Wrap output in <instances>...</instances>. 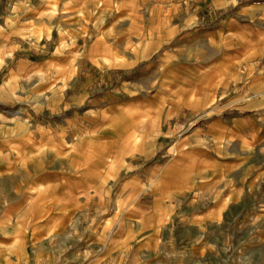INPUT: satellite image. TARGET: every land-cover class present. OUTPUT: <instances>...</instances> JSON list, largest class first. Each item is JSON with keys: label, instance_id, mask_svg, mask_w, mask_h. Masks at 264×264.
<instances>
[{"label": "crops", "instance_id": "obj_1", "mask_svg": "<svg viewBox=\"0 0 264 264\" xmlns=\"http://www.w3.org/2000/svg\"><path fill=\"white\" fill-rule=\"evenodd\" d=\"M180 2L0 0V264L30 261L17 248V193L48 192L50 166L103 189L130 173L121 191L153 192L142 221L188 236L260 220L250 213L264 187V0H188L185 14ZM211 8L230 15L208 25ZM86 33L98 44L81 45ZM191 119L201 123L174 137Z\"/></svg>", "mask_w": 264, "mask_h": 264}, {"label": "rangeland", "instance_id": "obj_2", "mask_svg": "<svg viewBox=\"0 0 264 264\" xmlns=\"http://www.w3.org/2000/svg\"><path fill=\"white\" fill-rule=\"evenodd\" d=\"M180 4L184 9L182 14L187 13L188 0H181ZM229 15V10L211 8L205 13L204 21L211 25ZM170 22L178 23V19L168 16L165 24ZM151 23V18L145 16V24ZM95 39L96 36L86 33L80 43L98 44ZM189 121L192 119L181 123L174 137L182 134L187 124L193 127L201 123ZM113 135L119 136V133L113 130ZM154 160L147 161L146 167L153 166ZM49 170L52 171L47 177L48 192L25 191L23 185L17 193L15 215L18 227L26 235L24 244L19 243L17 248L29 256L26 264H242L246 258L256 264L264 261V187L258 193L256 208L250 213L260 220L257 218L251 224L240 218L241 221L230 219L229 223L219 225L208 223L204 237L200 238L194 232L188 236L177 223L154 224L148 218L142 221L146 218L142 208L152 204L153 192L151 188L139 192L134 186L121 191L119 185L130 173L114 176L113 185L103 189L91 186L90 176L77 173V167H71V174L65 177L54 174L56 169L52 166ZM17 179L24 180V177ZM44 198L49 201L48 207L37 206ZM117 200L121 202L120 209H115ZM236 212L238 209H230L226 219L234 217ZM143 226L155 227L154 233L152 228L142 233ZM42 230L46 235L35 241L32 233Z\"/></svg>", "mask_w": 264, "mask_h": 264}]
</instances>
